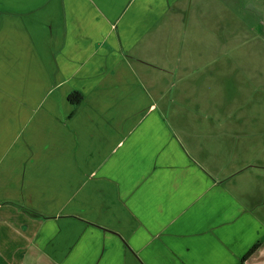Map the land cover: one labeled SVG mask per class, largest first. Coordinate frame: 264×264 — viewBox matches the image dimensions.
Returning a JSON list of instances; mask_svg holds the SVG:
<instances>
[{"label":"crops","instance_id":"1","mask_svg":"<svg viewBox=\"0 0 264 264\" xmlns=\"http://www.w3.org/2000/svg\"><path fill=\"white\" fill-rule=\"evenodd\" d=\"M230 1L0 0V264H264V190L205 174L137 64Z\"/></svg>","mask_w":264,"mask_h":264},{"label":"rangeland","instance_id":"2","mask_svg":"<svg viewBox=\"0 0 264 264\" xmlns=\"http://www.w3.org/2000/svg\"><path fill=\"white\" fill-rule=\"evenodd\" d=\"M263 8L218 5L213 23L174 27L137 63L158 79L148 90L186 152L243 200L264 190V33L255 31Z\"/></svg>","mask_w":264,"mask_h":264},{"label":"trees","instance_id":"3","mask_svg":"<svg viewBox=\"0 0 264 264\" xmlns=\"http://www.w3.org/2000/svg\"><path fill=\"white\" fill-rule=\"evenodd\" d=\"M68 100L75 106H78L82 102V94L78 91H72L68 95Z\"/></svg>","mask_w":264,"mask_h":264}]
</instances>
